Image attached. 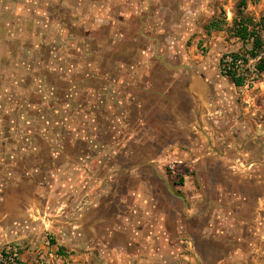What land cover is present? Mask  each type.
<instances>
[{"label": "rangeland", "instance_id": "374dc122", "mask_svg": "<svg viewBox=\"0 0 264 264\" xmlns=\"http://www.w3.org/2000/svg\"><path fill=\"white\" fill-rule=\"evenodd\" d=\"M240 12L260 25L264 0H0V264H73L92 224L97 244L165 230L174 264H200V180L264 192V75L232 34ZM256 218L240 230L264 239V200ZM233 250L264 264V241Z\"/></svg>", "mask_w": 264, "mask_h": 264}, {"label": "crops", "instance_id": "0c3cea01", "mask_svg": "<svg viewBox=\"0 0 264 264\" xmlns=\"http://www.w3.org/2000/svg\"><path fill=\"white\" fill-rule=\"evenodd\" d=\"M243 176L249 178L247 175ZM229 177L211 175L207 185L204 184V180H200L203 185L199 193L200 223L193 241L196 259L200 264H227L237 261L242 256L233 252V247L256 246L264 241L258 238L256 233L255 237H245L241 231L244 226L254 232L262 230L263 225L256 218L264 200L261 177L255 179L250 176L249 190H243L236 184H223L222 180ZM94 213H89L90 219ZM96 213L101 218L106 217L108 221L112 213L111 204L105 208H98ZM245 214L248 215L247 219ZM142 226L133 233L132 229L124 225L121 228V238L107 237L99 244L94 241L97 232L92 233L96 230L93 224L90 225V229H84L83 236L78 237L73 232V245H81L83 241L85 250L82 256H75L73 264H174L182 261L181 256L172 249L170 236L165 233L164 228L163 233L156 234L154 227L150 228L144 224ZM234 233L236 237L227 238L228 234L234 236ZM93 249L100 251L95 254Z\"/></svg>", "mask_w": 264, "mask_h": 264}, {"label": "trees", "instance_id": "16d2710c", "mask_svg": "<svg viewBox=\"0 0 264 264\" xmlns=\"http://www.w3.org/2000/svg\"><path fill=\"white\" fill-rule=\"evenodd\" d=\"M243 6H245V4H243ZM210 27L211 29L214 30L222 29V27L215 22H213L210 25ZM261 27L264 28V22L260 23L259 25L252 18L240 12V14L236 16L231 30L234 37L238 38L240 41L244 43L249 42L251 40L253 41V48L249 52V55L251 60H256L255 69L257 74L264 75V57L260 56V51L264 49L262 34H261L264 29H261ZM240 56L241 55L239 54H231L229 57L231 59L230 66L228 67V69H225L224 71L225 74L232 80V82L236 87L245 86L247 81V77L242 75L239 70L238 63L241 61ZM225 61L226 58L222 60L223 64H225ZM60 111L61 110L56 105L53 106V112H60ZM48 118H47V122H49ZM57 123L59 124V122ZM59 252H63V249L62 248L59 249ZM14 263L23 264L19 259H14Z\"/></svg>", "mask_w": 264, "mask_h": 264}, {"label": "built area", "instance_id": "2783aa9c", "mask_svg": "<svg viewBox=\"0 0 264 264\" xmlns=\"http://www.w3.org/2000/svg\"><path fill=\"white\" fill-rule=\"evenodd\" d=\"M176 165L181 166V165H184V163L180 161V162H176V163H174V167H175ZM171 168H173V166H172ZM188 172H189V173L191 172L190 168H189ZM188 172L182 174L181 179H184V181H185V180L189 177V173H188Z\"/></svg>", "mask_w": 264, "mask_h": 264}]
</instances>
